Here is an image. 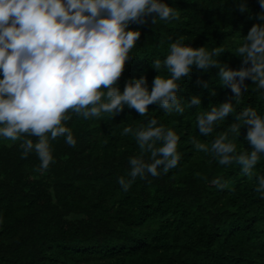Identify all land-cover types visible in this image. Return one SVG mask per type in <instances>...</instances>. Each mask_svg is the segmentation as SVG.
Here are the masks:
<instances>
[{"label": "trees", "instance_id": "16d2710c", "mask_svg": "<svg viewBox=\"0 0 264 264\" xmlns=\"http://www.w3.org/2000/svg\"><path fill=\"white\" fill-rule=\"evenodd\" d=\"M166 2L177 8L179 20L130 26L141 36L119 81L121 91L128 79L143 75L151 88L159 74L152 62L163 61L180 37L185 45L209 51L222 45L225 53L215 58L239 69L241 58L232 52L254 24L264 25L257 18L258 0H248L245 13L234 11L232 0ZM218 71L194 68L191 78L180 82L182 104L193 95L202 98L199 107H186L182 115L150 105L145 117L127 107L113 119L74 116L67 125L76 146L53 142L55 163L44 172L35 170L34 153L21 158L19 142H0V264H264V198L255 191V178L243 176L236 164L219 165L189 142L195 137L210 144L234 121L229 115L207 137L196 125L197 115L210 104L233 95L220 85ZM160 75L169 77L166 69ZM246 84L237 111L252 107L264 116V90L251 80ZM150 118L180 135L182 159L166 175L137 178L125 192L118 178L127 177L129 158L140 150L134 135H121L122 129L136 130ZM246 133L242 128L235 140L238 152L251 149ZM254 172L264 175V156ZM216 177L230 181L235 191L212 185Z\"/></svg>", "mask_w": 264, "mask_h": 264}, {"label": "clouds", "instance_id": "9594fccd", "mask_svg": "<svg viewBox=\"0 0 264 264\" xmlns=\"http://www.w3.org/2000/svg\"><path fill=\"white\" fill-rule=\"evenodd\" d=\"M232 3L234 11L249 10L248 0ZM258 3L262 11L257 18L264 21V0ZM179 19L177 8L166 0H0V138L19 142L22 159L34 153L39 160L35 170L44 172L55 163L53 142L63 139L68 146H76L67 125L74 116L113 119L127 107L145 117L150 105L166 114L182 115L186 107H199L202 98L193 95L187 105L182 104L180 82L190 79L194 68L205 72L216 68L220 85L230 87L233 95L197 115L199 134L210 136L229 115L234 121L210 144L195 137L189 142L219 165L240 166L243 176L255 178V191L264 198V175L254 172L264 156V116L252 107L236 108L248 90L247 80L264 90V25L254 24L243 36L244 43L232 52L241 58L239 69L215 58L225 53L222 45L209 51L185 45L180 37L170 43L163 61L152 62L159 74L151 88L143 75L128 79L121 91L119 81L135 57L131 53L141 36L130 26ZM162 69L168 78L160 75ZM203 86L208 85L203 82ZM216 94L212 89L210 95ZM244 127V140L251 149L238 152L235 140ZM128 134L134 135L140 154L129 158L127 177L118 178L123 191H129L137 178L159 177L179 166L180 135L172 128L158 126L157 119L150 118L136 130L124 127L121 135ZM210 183L235 191L230 181L220 177Z\"/></svg>", "mask_w": 264, "mask_h": 264}, {"label": "rangeland", "instance_id": "374dc122", "mask_svg": "<svg viewBox=\"0 0 264 264\" xmlns=\"http://www.w3.org/2000/svg\"><path fill=\"white\" fill-rule=\"evenodd\" d=\"M0 142H10V140H5L3 138H0Z\"/></svg>", "mask_w": 264, "mask_h": 264}]
</instances>
